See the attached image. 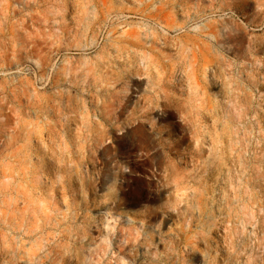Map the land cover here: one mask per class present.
<instances>
[{
    "label": "rangeland",
    "instance_id": "374dc122",
    "mask_svg": "<svg viewBox=\"0 0 264 264\" xmlns=\"http://www.w3.org/2000/svg\"><path fill=\"white\" fill-rule=\"evenodd\" d=\"M0 264H264V0H0Z\"/></svg>",
    "mask_w": 264,
    "mask_h": 264
}]
</instances>
